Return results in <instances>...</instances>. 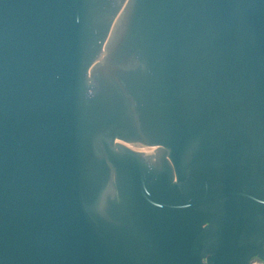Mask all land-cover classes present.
I'll return each mask as SVG.
<instances>
[{
    "label": "water",
    "instance_id": "95a60500",
    "mask_svg": "<svg viewBox=\"0 0 264 264\" xmlns=\"http://www.w3.org/2000/svg\"><path fill=\"white\" fill-rule=\"evenodd\" d=\"M264 264V0H0V264Z\"/></svg>",
    "mask_w": 264,
    "mask_h": 264
},
{
    "label": "flooded vegetation",
    "instance_id": "af4514ba",
    "mask_svg": "<svg viewBox=\"0 0 264 264\" xmlns=\"http://www.w3.org/2000/svg\"><path fill=\"white\" fill-rule=\"evenodd\" d=\"M263 260L260 259L259 257H254L251 261L250 264H262Z\"/></svg>",
    "mask_w": 264,
    "mask_h": 264
}]
</instances>
